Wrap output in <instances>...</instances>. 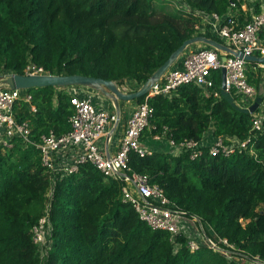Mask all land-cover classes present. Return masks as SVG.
I'll return each instance as SVG.
<instances>
[{"label":"trees","instance_id":"trees-1","mask_svg":"<svg viewBox=\"0 0 264 264\" xmlns=\"http://www.w3.org/2000/svg\"><path fill=\"white\" fill-rule=\"evenodd\" d=\"M181 1L221 16L234 0ZM170 5L163 0H0V77L22 75L31 62L51 75L100 78L119 88L134 85L136 91L195 37L196 20ZM211 78L218 97H206L194 85L180 86L169 97H149L155 129L143 135L151 139L166 127V137L179 144L200 141L211 130L225 143L227 137H250L246 151L211 156L203 147L193 160L188 152L130 153L127 173L146 175L185 215L199 217L240 251L264 258V123L263 131H252L253 115L233 109L221 95L220 71ZM246 79L264 99L263 75L254 62L247 64ZM67 88L28 89L34 112L23 101L14 104V118L28 122L32 143L49 131L59 136L70 130ZM9 143L11 149L0 145V264H238L204 247L190 252L185 236L171 242L169 233L151 229L123 201L124 180L106 179L90 164L57 177L48 196L51 180L39 150L17 137ZM47 204L49 246L40 259L31 229Z\"/></svg>","mask_w":264,"mask_h":264},{"label":"built area","instance_id":"built-area-1","mask_svg":"<svg viewBox=\"0 0 264 264\" xmlns=\"http://www.w3.org/2000/svg\"><path fill=\"white\" fill-rule=\"evenodd\" d=\"M173 4V8L183 14L193 17L196 21L193 30L196 36L205 37V34L223 41L222 44L234 52L245 56L264 57V0H234L230 3L224 15L207 13L198 9H191L181 0H163ZM195 49L187 48L183 52L178 65L171 68L156 82L144 101L137 104L126 119V124L118 150L112 156H104L98 148V141L106 134V129L113 128L119 116L114 112L100 110L93 106L88 98L78 93L77 86L68 87L72 115L69 118L70 130L62 135H55L49 131L41 136L40 142L34 144L30 140V126L28 122H16L13 115V106L17 101L29 105L30 111L35 107L30 104L31 95L27 90L10 89L0 86V145L11 149L9 140L13 137L22 139L26 144H34L39 150L41 163L49 173L51 186L47 193L52 194V187L57 177H64L78 171L80 165L90 164L106 179L124 180L121 189L122 199L129 202L137 212L140 220L153 230L169 233L171 242L177 235L187 238V248L190 252L198 251L201 247L225 257L228 261L238 264H264V258L258 255L244 253L231 244L227 239L215 234L212 228L197 218L187 216L177 205L170 201L163 189L151 184L146 175L132 172L128 167L130 153L145 157L151 150L141 145L140 138L145 130L155 129L150 121L153 117V108L147 100L153 96L169 97L183 85H194L200 88L206 97H218L217 91H211L214 86L211 73L225 70V92L237 98L234 102L240 108H248L258 97L254 86L246 79L247 64L243 57H234L231 54L218 51L212 47L200 44ZM225 56L226 60L221 61ZM256 69L261 71L264 80V63L255 62ZM9 74L2 75L4 80ZM22 75H50L42 67L29 62ZM123 91V90H122ZM124 92V91H123ZM232 97V96H231ZM264 99L252 113L251 130L263 131ZM263 105V106H262ZM168 129L162 128L161 134H153V141L165 140L171 151L179 154L188 152L189 159H196L201 155V149L208 147L211 156L221 155L229 157L234 153L246 151L250 137L245 140L227 137L225 143L222 137L213 138L209 144L204 139L200 141L184 140L179 144L166 137ZM109 136V135H107ZM131 185L130 187H127ZM48 204L37 224L32 227V242L38 247L39 258L42 259L48 250L50 223L48 220ZM210 230L209 236L207 231ZM209 232V231H208ZM234 257V259H231ZM231 259V260H230Z\"/></svg>","mask_w":264,"mask_h":264},{"label":"water","instance_id":"water-1","mask_svg":"<svg viewBox=\"0 0 264 264\" xmlns=\"http://www.w3.org/2000/svg\"><path fill=\"white\" fill-rule=\"evenodd\" d=\"M204 44L212 47L218 51H222L231 54L234 57L244 58L248 62H259L264 63V57H254V56H243L240 52H234L225 45L209 39L207 37L196 36L189 40L184 41L180 47H178L168 59L147 79V81L142 84L136 91L126 93L120 90V88L113 81H107L100 78L85 77L81 75H18L9 74L4 80L1 87H8L10 89L17 90H28L33 88H44V87H54V88H65V87H87L93 91L103 95L112 102L117 113L119 112L118 103L134 101L138 98L145 97L151 90L153 85L158 82L162 76L171 68V66L178 60V58L183 54V52L191 45ZM226 57H221V61L224 62ZM221 74V95L227 100L229 105L242 113L252 114L256 111L262 102V98L258 96L254 103L248 108H240L235 102L233 97L225 92V70L220 71Z\"/></svg>","mask_w":264,"mask_h":264},{"label":"crops","instance_id":"crops-1","mask_svg":"<svg viewBox=\"0 0 264 264\" xmlns=\"http://www.w3.org/2000/svg\"><path fill=\"white\" fill-rule=\"evenodd\" d=\"M137 89H139V87ZM77 91L83 97L88 98L91 104L95 106L96 108L100 110H105L108 112H114L115 114L119 116V119L116 125L113 128L108 127L106 129V134L97 143L99 151L104 156L114 155L116 151L118 150L119 143H120V140L124 132L126 119L128 118L129 114L132 112V110L135 108L137 104L134 101H129V102L119 101L118 103L119 112L117 113L112 102H110V100L104 97L103 95L87 87H79ZM142 137L143 139L140 140L141 145L148 148L149 150L167 152L173 156L178 155L176 151L173 152L171 151L170 148H168V145L165 140L162 139V141H153L152 139L149 138V136L143 135ZM213 138L214 137L212 136V132L211 130H209L208 132L204 134L202 139H204V142L207 145L213 140ZM127 187H130L132 189L131 185H128Z\"/></svg>","mask_w":264,"mask_h":264},{"label":"rangeland","instance_id":"rangeland-1","mask_svg":"<svg viewBox=\"0 0 264 264\" xmlns=\"http://www.w3.org/2000/svg\"><path fill=\"white\" fill-rule=\"evenodd\" d=\"M172 5V6H171ZM171 5L169 6L170 7V9L172 10H174V6H173V4L171 3ZM221 41V40H220ZM221 42H223V41H221ZM198 46H202V45H200V44H195V45H191L190 46V49H195V48H197ZM120 89H122L124 92H126V93H130V92H132L133 90H135V86L133 85H126V86H123V87H120ZM264 104V103H263ZM263 106V105H262ZM192 218H197V219H199L200 220V218L199 217H197V216H191ZM202 221V220H201ZM203 223H206V222H204V221H202ZM242 223L243 224H245V222L244 221H242ZM213 230V229H212ZM209 231V232H208ZM207 231V233H208V235L210 236L211 235V233H210V230H208ZM225 239V238H224ZM222 256V255H221ZM223 258H225L224 256H222ZM231 259H234V257H232ZM230 259V260H231Z\"/></svg>","mask_w":264,"mask_h":264}]
</instances>
